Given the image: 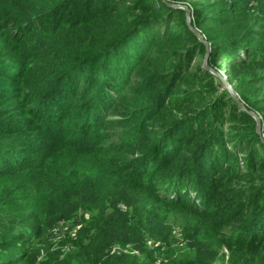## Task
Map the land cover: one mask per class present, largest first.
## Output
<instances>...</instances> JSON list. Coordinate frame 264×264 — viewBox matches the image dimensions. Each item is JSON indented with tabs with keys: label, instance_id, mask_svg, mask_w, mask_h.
Listing matches in <instances>:
<instances>
[{
	"label": "trees",
	"instance_id": "16d2710c",
	"mask_svg": "<svg viewBox=\"0 0 264 264\" xmlns=\"http://www.w3.org/2000/svg\"><path fill=\"white\" fill-rule=\"evenodd\" d=\"M207 50L264 136V0H0V264H264V142Z\"/></svg>",
	"mask_w": 264,
	"mask_h": 264
},
{
	"label": "rangeland",
	"instance_id": "374dc122",
	"mask_svg": "<svg viewBox=\"0 0 264 264\" xmlns=\"http://www.w3.org/2000/svg\"><path fill=\"white\" fill-rule=\"evenodd\" d=\"M178 6H185V5H178ZM190 21H191V14H190ZM203 60H204V58L201 60V65L203 64ZM222 66H224V63L222 64ZM218 74L220 75L221 78H223L224 80H227L226 76H225V72L223 69ZM261 135H262L261 137H263L262 139L264 141V136H263L262 130H261ZM80 213L82 214L83 211H80ZM87 217H89V214H87ZM82 222H83V218H80V216L74 217V219L71 221L62 220L61 222H59L58 225L55 226V228L50 231L49 236H47V238H46L47 244L49 245L48 250L43 249L41 251V255L39 257V260L42 261L43 258L48 254V252H51V251H58V250L62 249L63 251L69 252L72 249L73 245L70 242L67 244H63V243L66 241L67 237H70V239H72V240L76 239L77 232L80 229V227L82 226ZM176 233H177V231H176ZM177 237H178V240L182 239L181 235H178ZM184 244H185V242L182 241L181 246H183ZM63 245H65V246H63ZM117 250H118V248L116 246H112L109 248V251L111 253H113ZM227 255H228V253H227Z\"/></svg>",
	"mask_w": 264,
	"mask_h": 264
},
{
	"label": "water",
	"instance_id": "95a60500",
	"mask_svg": "<svg viewBox=\"0 0 264 264\" xmlns=\"http://www.w3.org/2000/svg\"><path fill=\"white\" fill-rule=\"evenodd\" d=\"M171 7H175V8H181L183 10H185L186 12V17H187V23L189 25V27L191 28L192 32L198 37V39L205 44V46H207V43L205 41H203V38L202 36L195 30L191 27V21H190V14H191V11L188 9L187 6H178V5H170ZM209 55V51L207 50L206 52V55L204 57V60H203V64H202V67L205 69V70H209L210 72H212L215 76H217V78H219L221 80V82L223 83V85L225 86V88L229 91V93L231 94L233 100L237 103V105L239 106V108L242 110V111H245L247 114H249L251 117H253V119L256 121V132L258 134L261 135V122H260V119L259 117L254 114L253 112L251 111H248L245 106L243 105V103L239 100V98L237 97V95L234 93L233 91V88L231 87V85L229 84V82H227V80H224L223 78L220 77V75L218 73H215L214 71L210 70L207 66H206V61H207V57ZM262 136V135H261ZM263 138V137H262ZM264 142V141H263Z\"/></svg>",
	"mask_w": 264,
	"mask_h": 264
}]
</instances>
